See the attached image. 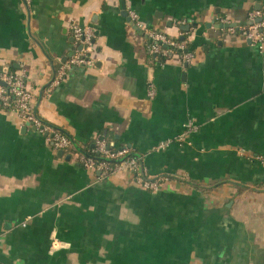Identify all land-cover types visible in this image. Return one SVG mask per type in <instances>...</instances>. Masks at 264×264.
<instances>
[{
    "label": "crops",
    "instance_id": "obj_1",
    "mask_svg": "<svg viewBox=\"0 0 264 264\" xmlns=\"http://www.w3.org/2000/svg\"><path fill=\"white\" fill-rule=\"evenodd\" d=\"M123 5L0 0V70L24 71L38 114L79 146L129 147L169 179L152 193L101 178L0 106V264H264V48L216 27L247 24L264 0ZM130 11L188 37L193 60L158 66ZM74 23L95 30L93 65L50 93ZM189 121L197 131L177 142Z\"/></svg>",
    "mask_w": 264,
    "mask_h": 264
},
{
    "label": "built area",
    "instance_id": "obj_2",
    "mask_svg": "<svg viewBox=\"0 0 264 264\" xmlns=\"http://www.w3.org/2000/svg\"><path fill=\"white\" fill-rule=\"evenodd\" d=\"M129 17L137 28L150 39L149 52L158 66H165L166 62L161 59L172 55L173 51L169 49L170 47L185 51L182 55H175L181 57L185 63H190L193 60L194 53L187 49V42L175 43L162 32L147 30L141 24L138 15L133 11L129 12ZM247 22L252 24L230 28L228 31L235 34L241 30L244 38L263 49L264 14L261 11L254 10L249 14ZM218 24L229 25L233 22L228 18H221ZM70 31L74 39L73 54L66 62H61L57 76L50 84L48 90L50 93L66 79L73 68L92 66L94 62L91 56L95 49V30L74 23L71 25ZM149 96L151 98L155 96V88L152 83L149 86ZM0 106L18 116L23 124L33 126L38 130L46 137L54 150L70 154L76 158V162L83 168L99 173L101 178L129 175L134 183L148 192L156 193L160 190L162 184L160 178H152L149 175L143 166L141 157L137 156L131 148L112 149V146L106 140L99 137L94 142L93 156L88 155L81 146H75V141L69 135L44 121L38 114L35 95L27 84L24 71L12 72L8 67H3L0 70ZM185 127V132L176 139L177 142L182 143L189 134L196 132L198 129L194 121H189ZM71 149H75L76 153L71 154ZM257 159L264 165L263 155L257 156ZM58 244L59 242L54 241L53 248L57 249Z\"/></svg>",
    "mask_w": 264,
    "mask_h": 264
},
{
    "label": "trees",
    "instance_id": "obj_3",
    "mask_svg": "<svg viewBox=\"0 0 264 264\" xmlns=\"http://www.w3.org/2000/svg\"><path fill=\"white\" fill-rule=\"evenodd\" d=\"M263 14H264V11H261ZM238 32H241V30H239ZM242 33V32H241ZM167 37H168V39L169 40H171V41H173V42H175V43H183V42H187V49L190 51V52H192L191 51V42H190V40H189V38L188 37H185L184 39H181L180 37H172V36H169L168 34H165ZM146 43H147V47H148V49H149V46L151 45V41H150V39L149 38H146ZM170 50H172L173 52H172V55H170L169 57H166V58H162L161 60L163 61V62H167V61H169V59H171L172 57H174L175 55H182L185 51L184 50H179V49H177V48H173V47H170L169 48ZM151 57H153L152 55H151ZM153 60H154V58H153ZM155 61V60H154ZM156 63V62H155ZM11 70V69H10ZM12 71V70H11ZM12 72H14V71H12ZM82 148H83V151L86 153V154H88V155H92L93 156V150H94V144L93 145H86V146H82ZM112 149H120V148H118L117 146H112L111 147ZM71 154L72 153H76V150L75 149H71ZM160 180V183H164L165 181H167L168 179L167 178H165V177H162V178H160L159 179Z\"/></svg>",
    "mask_w": 264,
    "mask_h": 264
},
{
    "label": "water",
    "instance_id": "obj_4",
    "mask_svg": "<svg viewBox=\"0 0 264 264\" xmlns=\"http://www.w3.org/2000/svg\"><path fill=\"white\" fill-rule=\"evenodd\" d=\"M122 3L124 4L123 6H124V9L126 8L125 7V0H122ZM252 23H247V24H245V23H233V24H229V25H217L216 27L217 28H220V29H222V30H228V29H230V28H239V27H242V26H246V25H251ZM211 25L209 24V27H210ZM189 29V27H185V30H188ZM184 39V38H183ZM74 144H75V146L76 147H79V145L76 143V142H74ZM65 153H64V151H59V155L60 156H63Z\"/></svg>",
    "mask_w": 264,
    "mask_h": 264
}]
</instances>
